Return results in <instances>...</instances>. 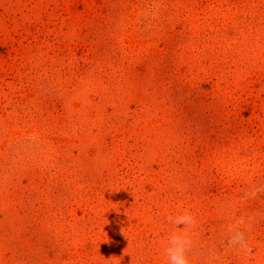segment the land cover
Instances as JSON below:
<instances>
[{"label": "rangeland", "instance_id": "374dc122", "mask_svg": "<svg viewBox=\"0 0 264 264\" xmlns=\"http://www.w3.org/2000/svg\"><path fill=\"white\" fill-rule=\"evenodd\" d=\"M264 264V0H0V264Z\"/></svg>", "mask_w": 264, "mask_h": 264}, {"label": "clouds", "instance_id": "9594fccd", "mask_svg": "<svg viewBox=\"0 0 264 264\" xmlns=\"http://www.w3.org/2000/svg\"><path fill=\"white\" fill-rule=\"evenodd\" d=\"M168 219L176 226V230L168 237V245L165 249L166 264H191L188 255L192 244L189 229L195 223L194 216L185 212Z\"/></svg>", "mask_w": 264, "mask_h": 264}]
</instances>
